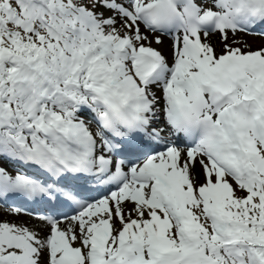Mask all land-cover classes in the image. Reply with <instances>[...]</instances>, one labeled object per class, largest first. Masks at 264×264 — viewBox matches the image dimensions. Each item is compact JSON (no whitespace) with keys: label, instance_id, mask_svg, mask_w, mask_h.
<instances>
[{"label":"snow or ice","instance_id":"1","mask_svg":"<svg viewBox=\"0 0 264 264\" xmlns=\"http://www.w3.org/2000/svg\"><path fill=\"white\" fill-rule=\"evenodd\" d=\"M0 264H264V0H0Z\"/></svg>","mask_w":264,"mask_h":264}]
</instances>
